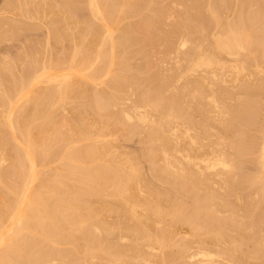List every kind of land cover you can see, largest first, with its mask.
<instances>
[{
    "label": "bare ground",
    "instance_id": "6f19581e",
    "mask_svg": "<svg viewBox=\"0 0 264 264\" xmlns=\"http://www.w3.org/2000/svg\"><path fill=\"white\" fill-rule=\"evenodd\" d=\"M34 1L35 0H2L3 6L0 8V38H5L8 33H13L14 35L18 31L23 21H20L21 24H15V21L17 20V22H19L18 20L20 18L17 16L19 14L21 15L20 11H22V9L26 10L25 8L30 7V10H28L29 16L31 17L30 13L35 14L33 12L38 9V6L35 7L37 3ZM56 1L58 0H47L46 5H42L44 7L47 6L48 16L46 15V10L44 12L46 16L44 17L47 19L45 21L43 17L44 23H40L43 26L45 22L54 23L53 26L47 23L50 27L48 26L49 31L47 30L46 32L48 38L49 35L53 36V38L50 36L53 43L63 42L72 43L71 45L74 44V46L70 47L72 48L71 51L73 50L71 52L72 54L70 53L71 56L69 54V56H67L66 52V56L63 55L64 58L66 57V61L67 57L71 58V60L67 62L62 57H60L62 58L61 60L58 59L59 55L54 53V55H56L55 57H58L54 60H63L62 62H65V65L70 62V64L68 63V71L64 73L52 72L48 68L47 63L45 66L44 63L42 67V64H40L41 69L39 70L33 68L34 70L30 73L28 69L29 75L31 74L29 77L27 73L28 70L25 72L23 70V73L21 71L19 75L15 74L17 70L15 71L12 69L9 57L8 60L10 61L5 58L3 63L1 62L0 64L2 65L0 66V264H88L91 263V260L97 261L98 264H134L135 261V264H137L138 260H142V263L138 262V264H146L149 263V261H147L149 257L145 259L146 257L144 258V254L145 252L148 253L150 249L159 252L158 255V252L156 253L155 251V253H152L150 250V253L147 254L151 255L152 253L155 256L152 258H157L156 260L159 261L157 264H175L176 260L183 259L182 257L186 259V256L190 258L191 261L188 262V259L180 260L181 262L178 264H182L183 261L184 263L187 261V263L191 264L196 256L197 258H195L196 260L194 261L195 264H264V238L262 237L264 236V232L261 229V226L262 228L264 226V123H262L263 125L261 124L262 127L256 125L259 127L257 128L258 134L254 133L255 135H250L249 133L248 136L247 133L250 128V126H248L249 128L247 129V125L252 124L253 126L251 125V129L255 128L256 131L254 125L260 121L264 122V119L258 120L257 118V116L262 113L259 111L260 106L262 107L264 104V75L262 76L261 74L262 77H257L255 80L253 79L254 81L248 79H252L250 76H254L255 71L259 73L257 71H260V69L264 67V12L261 10V5H264V0H209L210 5H208L206 1L207 6L204 5V0H174L173 3L171 2L172 4L170 1L173 0H168L170 4L166 2L167 0H153L155 1L153 6L157 3L154 7H149L152 9H150L151 13H153L147 16L149 11L147 15H144V17L146 16L145 18L142 17V19H144L142 21L141 14L140 18H138L140 20H138V22L135 20L136 23H132L134 20H132L131 23L127 22L125 25L121 23L122 28L119 24L120 27H118V31L120 34H118L120 36H118L115 31L117 34L115 38L110 34L114 32L113 30L117 26L115 24L118 15L123 14L125 18H128L130 13H136L132 12L135 6L138 4L137 7L140 9L141 5L139 4H141V2L145 4L144 2H147L146 0H134L135 2L131 0H63L65 2L63 4L64 10H62L63 7H60L62 10L61 13H59L60 9L58 5L62 3H59V0V4L55 5ZM158 2H163V4H158ZM174 5H178L180 7H178L179 10L176 9ZM148 6L149 3L147 8ZM15 7H18L19 13L13 12ZM40 10H42V8H40ZM142 10L144 12V7ZM227 10L231 11V15L225 14L230 16H226V18L224 13H226ZM1 11H5V15L1 16ZM84 11H87L89 15L88 18L82 16ZM6 12H9L10 15H7ZM23 12L24 14L27 13V11ZM36 14L38 15V13ZM41 14H43V11ZM126 15L128 16L126 17ZM19 17L23 19V17L26 18L27 15ZM40 17L42 16L37 18L39 19ZM96 17L101 20V23H96L94 19ZM167 17H171V20H167L168 23L166 22ZM27 18L25 21L27 20L28 22L29 19ZM31 19L34 20L36 18L31 17ZM110 21L115 22V27L109 24ZM163 22H166L167 25H164ZM24 23L25 22H23V24ZM13 24L16 27H14ZM27 24L29 25V23ZM31 25L32 27L35 26L33 24ZM21 27L20 30H23V32L26 27L31 28L30 25ZM120 28L123 30L120 31ZM31 30L33 29L31 28ZM178 34H181V38ZM177 36L180 38V42L178 40L179 47H189L186 50L184 48V51L179 48L181 50L180 58L178 57L179 49H176L175 54L173 53L175 58H170L172 57V52L175 50L174 45H176ZM43 39L41 41H43ZM23 40L26 39L23 38ZM35 40L36 38L34 41ZM30 42L32 41L30 40ZM35 43L36 42H34V44ZM47 43L48 41L46 44ZM126 43H135L143 47L146 45L147 48L145 50V48L141 47L145 51L143 52L144 60L140 62L141 64L139 63L140 65L137 64L139 65L138 68H135L137 73L134 72L133 69L134 75L131 76V71L126 72L124 70V72L128 73L127 75L131 74L130 77L125 76L126 73L124 75L123 71L111 70L113 67L108 68L117 60H119L117 61L119 63L122 62L120 59L116 58L119 53H116L115 56L114 51L116 47H128L129 50H127L128 48L126 50L131 51V46H125ZM41 44L42 43H40V45ZM25 45L26 44H24V46ZM106 45L107 47H103L102 50L101 46ZM154 45L161 48V50L158 48L161 54L156 50ZM30 46L31 44L29 43V47ZM147 46L150 47L149 52L155 50L163 57L171 55L170 57L168 56L169 60L164 58L168 61H170V59L171 61L175 59V63L177 61L176 57L179 59L177 62H180L181 59L180 65L175 63L179 68L180 66H184V64L186 65V67L184 66L185 69H183L184 67L182 68L184 71L181 69L183 71H180L181 74H189L196 67L197 69L200 67V70L203 68L205 70L203 69L202 72L200 71L203 74L200 73L196 77L189 76L187 78L185 76L186 79L183 82L181 79L182 83L180 82V84H177L175 81L178 78L177 76L181 74L177 75V72L172 73L173 71L170 70L172 72H168L171 74L165 75L167 68H172L170 65L174 68L176 67L175 64L171 62L172 64L166 66L167 63L165 61L167 60L162 58L164 63H166V68L163 65L166 72L164 68L163 70L162 68H156L158 65L162 66L163 62L160 63L159 61L161 58H159L160 60L157 59L159 55L156 53V56L154 53L156 56L155 59L160 63L157 66L154 65L156 64V60L153 59V51L151 53H146L149 49ZM39 47L40 46H38L37 49L35 46L36 51L41 48ZM52 47L53 46H51V48ZM63 47L65 49V46ZM63 47H59L58 49L61 48L63 50ZM88 47L98 48L93 57H89L91 54H88V52H91V50ZM70 48H68V50ZM27 49L29 50V48ZM33 49L32 47V50ZM44 49L46 50V46ZM117 49L120 51L119 47ZM123 49L122 47V50ZM42 50L40 49V51ZM36 51L32 57L30 55V57L25 55L29 57V59H27L28 61L25 60L28 62V65L23 60L24 67L26 65L28 67L29 65L35 67L38 64L36 54H39V52ZM127 51L124 52L123 50V53H127ZM30 53L32 52H27V54ZM63 53L64 52L61 54ZM123 53L120 54L124 55ZM143 53L138 54L141 56ZM47 54L50 56L49 53ZM47 54L45 56L46 58ZM147 55H149V58ZM249 55L252 56L251 60L248 57ZM247 58L249 61H247ZM45 59H43V61L47 62L48 60L45 61ZM150 59H152L153 62L155 60V63ZM51 60L49 59V62H51ZM15 61L13 62L12 60L13 64H15ZM20 61L19 59V62ZM40 61L42 62V60ZM56 61H53L54 65ZM105 61L107 62L102 63ZM95 62L97 65L98 63L100 65H98V67L94 66L93 64ZM182 62H184L183 65H181ZM116 63L114 65H116ZM101 64H105V67L107 65V69L105 70V67H102ZM246 64H252V70L250 69V71H248V65ZM115 68H117V66H115ZM53 69L56 68L53 67ZM123 69L124 68H122V70ZM263 69L264 68H262V70ZM2 70L3 73L5 72L4 74ZM177 70L179 69L177 68ZM253 70H255L254 73ZM111 71L114 72L110 74V76L109 72ZM225 72H230L229 74L232 77H230L231 81L234 82L225 81V78L230 76H227ZM224 75L226 77H223ZM99 76H101V78L105 76L108 77L107 79H105L106 77L104 78V82L102 81L103 86L101 87L99 82H95L96 84H92V89L94 88V90L85 91V82H87V80L85 82L83 81L86 78L93 80L98 77L99 79ZM41 78L44 84L39 86L38 83L42 81L40 80ZM226 80L228 79L226 78ZM177 81L180 80L178 79ZM222 82L226 84L225 86L231 83L230 86L233 85V87L231 86L233 91H235L234 83H236L235 87L237 91L239 90V94L236 91L238 95H233V92H231L232 90L224 87ZM39 84H41V82ZM97 84H99V87L97 86L99 89H95L96 86L94 85ZM132 87H137L140 92L142 87H146V90L142 89L144 92H141V94L138 90L134 91L136 88L133 89L136 94L139 92V97L133 96L137 100L136 103H134V98L130 97L129 94ZM206 87H210L211 89L207 88V93L204 94L206 98H201L200 100L210 99L211 97L212 104L214 103L215 107L217 105V108H214L215 112L219 110L218 106L222 108V110L220 109V111H218L219 114L217 113L219 116L222 115L221 117L217 116L215 118L216 114L209 110V108H212V104L211 107H209L211 99L208 100V102L204 100L206 103L203 101L200 104L194 102L197 104L196 106L190 102L193 98H196V92L199 93L203 89L206 91ZM222 88H226L229 90V94H232L231 96L228 94L231 97H229L230 99L235 96V98L232 99L233 102L235 101L233 104H230L231 101L227 98L228 96H226L228 100L222 97V101H229L230 105H225L227 102L224 104L221 99L222 105H218L220 101H217L215 97L211 96L213 93L208 92L212 91L214 95L216 93L215 91L218 92V95H221V92H223L222 95L227 94L228 92ZM127 90H129V92ZM164 91L171 93L168 94L166 92L167 95H165L166 93ZM87 92L89 93L87 94ZM191 92L195 94V97H192L193 95ZM208 93L210 96L207 95ZM125 94H128V99H133L132 105H130V99L127 101H129V106L134 105L131 109L135 107L133 110L135 115L132 114V111L129 113L126 110L128 106L124 103L126 102L124 100V98H126ZM189 95L192 96L190 97ZM202 95L200 94L199 96L201 97ZM215 96L216 98L219 97L217 95ZM256 96L261 97L259 101L262 102L260 104L259 101L255 99ZM77 97L78 100H81L78 101ZM188 97L191 98L190 101ZM73 98L76 99L74 100ZM194 99L193 101H195ZM72 100H77L78 102H72ZM122 100H124V102ZM122 102L123 106L126 105L124 106L126 107L125 109L124 107L122 109ZM141 103H143V108L144 106L148 107L147 109L144 108L146 111L142 109ZM207 103H209V105H206ZM140 109L144 112H141ZM148 109H151L154 114L156 111L155 116H161L160 119H155L153 112H151L150 116L148 114L149 117L146 116ZM158 110L160 112L159 115H157L159 113H157ZM194 111L198 112V118L196 119L195 117L193 120L192 113ZM209 111L210 113L208 114ZM85 112L90 113L87 114L89 117H91L90 115L92 114L95 120H100L99 122L102 120L103 122L108 121V126L112 125L113 128L121 126L118 128V131L120 132L119 129H121L123 134L125 131L122 130V125H126L127 121L129 124L130 121L134 120V125L131 122L130 125L127 124L129 128L132 125L134 126L130 128H133V130H129V133L135 130L139 132L137 129L139 126H141L140 131H143V123L146 124L145 126L148 124L146 128L144 127L143 134L142 132L138 134L140 139L142 135L144 139L147 140V144H145V140L142 139L144 145H147L146 148L145 146L143 147L145 149L144 152H142V156L147 159L145 161L150 163V172H146L148 169H144L146 170L145 172L148 174L150 173L155 180L157 179L156 183L157 181L159 183L160 180L163 181L162 184H164V181L169 183L172 186L171 188L177 191L176 193L180 192L182 197H185L187 201L184 200L183 203L179 198H176L178 195L173 194L174 191H171L172 189L170 190L172 193L169 191L171 194L168 193V191L156 189L153 186L154 183L152 185V181L150 182V179H147L149 176L145 179V177L141 175V171L138 170L141 168L140 165V168H137L136 165L130 162V159L128 161L126 157L125 163L128 161V163L130 162L131 164H125L123 162L125 159L122 154L121 156H119L120 154L117 155L119 150L117 151L116 147H114L115 145H112L114 142L111 140L108 141L109 137L107 135L109 132H112L111 136H113L115 132H113V130L106 132L105 130V134H107L106 137L105 134L103 135L100 131H103L105 128H99L102 127L103 123H101V125L99 124L98 127L100 133H98V130V132L95 130L97 134H94L95 139L96 136L100 137L102 135L108 140L102 137V139H94L95 142L91 144H87V141L83 143L85 139L90 138L92 135L90 131L97 129H93L91 126L93 125L94 127V124H92L93 118H90V121H92L91 123L88 122L89 120L86 121V116V119L83 117V114L86 115ZM258 112L260 113L258 114ZM148 113H150V110ZM71 114H75V117L70 116ZM262 115L264 116V114H261L260 117H263ZM132 116H137L138 119H136L138 123L135 122L136 119H134V117L132 118ZM147 117L150 119L148 123L146 122L148 121ZM124 119L128 120L125 121ZM139 123L141 125L138 126ZM171 125L173 127L172 132L169 129ZM178 125L184 128L181 132L186 134L185 136H181L180 132L178 133ZM128 126H126V128ZM212 127L216 128L217 131ZM243 127H245L247 131H245ZM209 128H212V132L216 131V133H212V136L218 133V138H216L215 135L214 138L216 139H209ZM190 129H194L193 131H196V133H192L193 131H189L190 133H188ZM124 130L126 129L124 128ZM253 131L254 130H252V133ZM246 133L247 136L244 135L245 137H243L242 135ZM220 134L225 136L229 135V139L233 136L235 139L234 140L232 137L233 141L232 139L229 141L228 151L221 149L223 148L221 147L223 143L222 139H220ZM127 135L129 134L127 133ZM91 138H94V136H91ZM135 138L137 139V137ZM221 138L224 140L223 136ZM69 139L72 141L71 143ZM215 146H219L222 151L219 149L217 152L219 147L214 148ZM7 147L8 149L6 150ZM204 148L211 153L213 149L214 151L216 149L217 154L213 156L214 158H211L212 160L210 159L211 155H209V153H206L208 157L204 155L203 151V156L199 155L200 149L202 150ZM116 151L117 154L115 153ZM140 154L141 152L139 153V157ZM132 155L134 156V154ZM129 156L130 154L127 157ZM141 158L144 160L143 157ZM198 159L202 160L203 163H201V165H206L205 169L207 168V172L211 170L210 168H215V166L220 165L225 167L226 172L228 171L229 173L232 172L231 170L233 169L230 166L234 167V165L238 164L234 169H238L239 175L235 170L230 174L235 177L237 173L239 178H244L247 181L246 187L248 190L250 189V192L247 191L246 193V202H244V198L239 201V209L241 210L239 211L241 214L239 219L234 217L233 212L235 210L233 207H230L232 206L231 202L226 201L228 197L225 199L226 196H220L219 194L222 192L218 195L216 194L218 191H221V186L225 188V181L220 185L218 191L216 190L217 188H215L220 184H218V182H220L219 177H221L222 181L225 176L222 177V175L219 174L220 176H216L218 178H213L214 180H219L215 182L212 180V177H210V175H213L210 173L212 170L209 172L210 175L206 171L207 174L201 175L199 172L202 168L199 170L200 168L197 164L200 161ZM132 160L133 162L136 161L135 157H132L131 161ZM245 161L247 165L249 162L250 165L257 166L256 168L259 172L255 170L256 168H253L254 170L251 171L256 175H251L250 172L248 174L247 172L250 171L248 170L249 168L247 169L248 171L243 169L247 174L243 170L241 171ZM52 162L55 163L50 165ZM4 163L7 165L4 166ZM228 166L229 168H227ZM218 169L217 172L219 173L223 168L221 170ZM217 172L213 171V173H216L215 175L218 174ZM236 177L234 179L229 178L231 184L229 180V182L226 180L228 177L224 179L228 182V184H226L228 186L227 188H229L227 195H229L230 187L232 185L235 186L234 181H236ZM210 178L212 182H215L211 185L216 184L215 187L214 185L212 186L215 188V192H213L214 190L211 192V188H208L210 194L207 195L206 193L208 192H206V190ZM60 187H62L61 190H59ZM164 187L166 188L167 186L164 185ZM232 187L231 189L234 188ZM56 189L59 191L57 190V192H55ZM233 190H231V194ZM223 191L225 192V190ZM250 194L251 196H249ZM232 195L231 197H233ZM236 195L240 197V194L237 193ZM235 197V199L238 198V196ZM93 199L97 200V203L94 202L95 205L93 204ZM237 202L235 200L236 206L238 205ZM224 207L228 208V212H221L225 209ZM221 208L222 210L219 214ZM236 209L239 210L237 207ZM113 211H117V214H122L124 216L123 219L125 218L128 220H126L127 222L123 224L121 228L117 223L119 221H116L117 226L122 230L123 237L125 236L121 239L125 240L126 236L132 235L134 238L141 237V241L137 240V242H134L133 240L135 239H129L127 241L123 240V242L119 239H115L107 240L104 243L100 240L103 237L98 235L101 230L109 231L110 229H115L112 228L114 225L113 223H111L113 225L108 224L106 223L108 222L106 219V221L102 219L103 215H108V213L111 214ZM239 212L237 211L238 215ZM227 213L230 214L228 215ZM246 215H248V218H251L248 220L249 222L247 221L248 224L243 222ZM94 217L100 218V221L97 222L98 224L92 221ZM142 218L144 221H141ZM161 219H169L170 223L167 221L168 224ZM97 220L95 219L94 221ZM160 221L166 222L167 226L163 225L152 230L151 226L154 228L156 224L161 225ZM178 222L184 224L181 225L183 227L185 225L189 226V230L184 231L182 234L177 230V233L181 235L177 237L178 234H176L177 239H172V243L166 244L169 238L168 236L173 232L175 223L178 224ZM246 225L254 227V229H250L251 232L254 230L251 234L246 232L249 229L248 226L247 229ZM245 229L247 230L245 231ZM258 230H261V233ZM107 235L108 233L106 232V236ZM52 236H55L56 239H54L55 237L52 238ZM171 237L172 236H170L169 240H171ZM105 238L107 239V237H104V239ZM247 242H250V246L247 245L249 248L247 249L246 247L247 250H245V248H240L242 246L239 245L244 243L247 244ZM66 243H68L70 248L64 250L65 247H62L63 244ZM170 245L174 246V248L172 247V249ZM141 246L146 248H143L145 252L142 251ZM244 246L246 245H243V247ZM168 247L171 249L167 250ZM89 249H91L90 253ZM84 250H87V254L85 253L86 255L84 253V255L81 254ZM133 260H135L134 263ZM95 262L93 263L97 264Z\"/></svg>",
    "mask_w": 264,
    "mask_h": 264
},
{
    "label": "rangeland",
    "instance_id": "374dc122",
    "mask_svg": "<svg viewBox=\"0 0 264 264\" xmlns=\"http://www.w3.org/2000/svg\"><path fill=\"white\" fill-rule=\"evenodd\" d=\"M38 1H39V0H35V1H34V2L37 3V5H36V3H35L36 6H35V5H34V6H35V7L38 6V7H37L38 9H37L35 12H33V13H35V14L38 13V15L36 14V15H37V16H36L35 14L30 13V14H31V17H32V18H36V19H34V20L31 19V17L29 16V11H28V10H30V7H27V8H25L26 10H23V9H22V11H20V12H21V15L19 14V15L17 16L18 18H20V19L18 20L19 22H17V20L15 21V24H21L20 21H21V22L23 21V22H25V23L23 24V22H22V25H21V26L24 27V26H29V25H30V27H31L33 30H31V28H27V27H26V29L24 28V29L26 30V31L24 30V32H25V33H24L23 30H20L22 27L19 26V25H17V26L20 27V28L18 27V28H19L18 31H17L18 33L16 32L14 35H13V33H8V34H6V35H7L9 38H8L6 35H4V36H6L5 38L3 37L4 39H3L2 37H1L2 39L0 38V57L2 58V59L0 58V60H1V61H0V64H1V62L3 63V61H4L5 58H7L6 60H8V57H9V59L11 60L10 65L12 66V69H13V70H15V71L17 70V72L15 73V74H17V75H19V73H20L21 71H22V73H23V70H24V72H25V71H27V70L29 69V70H30V73L32 72V70H34L33 68H36V69L39 70V69H41V67L43 66L44 63H45L44 66H45L46 63H47L48 68H49L52 72H56V73H64V72L68 71V69H69V67H68V63L70 64V62L66 63V65H65V62H62L63 60H62V61H60V60L63 58V59L66 61V59H65L66 57H65V58L63 57V55L66 56V55H65V52H66L67 56H69V55L71 56V54H72L71 52H72L73 50L71 51L72 48H70V47L74 46V44L71 45L72 43L70 44V43H63V42H59V43H56V44H55V43H53L52 40H51V39L53 38L52 35H49V38L47 37V33H46V32H47V30L49 31V27H50L51 25L53 26L54 23H53V22H51V23H48V22H47V23L50 25V26H49V25H47V23L45 22L44 26L42 25V24L44 23V20L46 21V19H47V18H45L44 16H46V15L48 16V14H47V13H48L47 6L44 7V6L46 5V3H47V0H40V1H39V2H40V6H39V2H38ZM131 1L135 2L134 0H131ZM143 1H145V0H143ZM146 1L149 3L148 8H147V5H148L147 2H144L145 4H142V2H141V4H139V5H141V6H140V9L137 7V6H138V4H137V5L135 6L134 10H136V9H138V10H136V11L133 10L132 12H136V13H135V14H134V13H133V14L130 13L131 16H130V15H129V16L126 15V17L128 16V18H125V15H123V14H122V15L119 14V15H120V18H122V19H120V18H119V15H118L117 20H116V24H115V25H117L116 27H117V28L120 27L121 23H124V24H122V25H125L127 22H128V23H129V22L131 23L132 20H134V21H132V23H136L135 20H137V22H138V20H140V19H138V18H140L141 14H142V16H141V21L144 20V19H142V17H144V15H147L148 12L150 11V9H151L152 7H154V6L157 4V3H156V4H154V6H153V3H154L155 1H153V0H146ZM156 1H157V0H156ZM158 1H159V0H158ZM206 1L208 2V5H210L209 0H204V5L207 6V2H206ZM41 2H42V3H41ZM58 2H59V0L55 2V5H56V4L58 5L59 3H62V4H61L62 6H61V5H58V6H59V9H60V10L58 9V10L60 11L59 13H61L62 10H64V6H63V4H64L65 2H64L63 0H60L59 3H58ZM151 2H152V3H151ZM163 2H164V1H163ZM163 2H162V3H161V2H160V3L158 2V4H163ZM166 2L168 3L169 1L167 0ZM171 2L173 3L174 0H173V1H170V3H171ZM146 3H147V4H146ZM167 3H166V4H167ZM170 3H168V4H170ZM172 3H171V4H172ZM263 3H264V2H263ZM263 3H262V4H263ZM43 4H44V6H42ZM164 4H165V2H164ZM55 5H54V6H55ZM143 5H144V6H143ZM151 5H152V6H151ZM2 6H3V2H2V0H0V8H1ZM58 6H57V7H58ZM142 6L144 7V12L146 13V11H147L146 14L143 12V10H142L143 7H142ZM174 6H175V5H174ZM261 6H262V9H261ZM261 6H260V9L263 10V12H264V8H263L264 5H261ZM32 7H33V6H32ZM55 7H56V6H55ZM60 7H63V9L61 10ZM133 7H134V6H133ZM145 7H146V9H145ZM149 7H151V8H149ZM178 7H179L178 5L175 6V8L179 10L180 7H179V8H178ZM40 8H42V10H40ZM44 8H45V9H44ZM175 8H174V9H175ZM13 9H14V8H13ZM43 9H44V10H43ZM147 9H148V10H147ZM260 9H259V10H260ZM18 10H19L18 7H15V9L13 10V12H14V13L18 12V13H19ZM46 10H47V11H46ZM151 10H152V9H151ZM23 11H27V13L24 14ZM42 11H43V14H41ZM45 11H46V15H44V14H45V13H44ZM22 12H23V13H22ZM40 12H41V13H40ZM225 12H226V11H225ZM260 12H261V11H260ZM263 12H261V13H263ZM86 13H87V11H86V12L84 11L82 16H83V17L86 16V17L88 18L89 15H88V13H87V14H86ZM152 13H153V12H152ZM152 13H151V11H150L149 14H148L147 16H149V15L152 14ZM230 13H231V11L227 10V12L224 13V15H225V14H227V15H231ZM6 14H7V15H10L9 12H6ZM40 14H41V15H40ZM85 14H86V15H85ZM2 15H5V11H4V12L1 11V16H2ZM24 15H27V17H30V18H27V17H26V18L29 19L30 21L28 20V22H27V20L25 21L26 18L23 17V19H21L22 17H19V16H24ZM138 15H139V16H138ZM227 15H225V17H226ZM35 16H36V17H35ZM39 16H42V17H40V18L38 19L37 17H39ZM121 16H122V17H121ZM133 16H134V17H133ZM43 17H44V20H43ZM123 17H124V18H123ZM130 17H131V18H130ZM145 17H146V16H145ZM145 17H144V18H145ZM227 17H230V16H227ZM227 17H226V18H227ZM129 18H130V19H129ZM94 19H95L96 23H101V20H99L97 17L94 18ZM94 19H93V20H94ZM124 19H125V20H124ZM127 19H128V20H127ZM31 20H32V22H31ZM36 20H37V21H36ZM38 20H41V21H38ZM112 20H113V19H112ZM120 20H121V21H120ZM167 20H168V21L171 20V17H167V18H166V22H167ZM42 21H43V22H42ZM95 21H94V22H95ZM98 21H99V22H98ZM114 21H115V20H114ZM114 21H113V22H112V21L109 22V24H111L112 27H113V26L115 27V25H114L115 22H114ZM119 21H120V22H119ZM141 21H140V22H141ZM30 22H31V23H30ZM35 22H37V23H35ZM40 22H41L42 24H41ZM111 22H112V23H111ZM117 22H119V23H117ZM166 22H165V23L163 22L164 25H165V24L167 25L168 22H167V23H166ZM27 23H29V25H28ZM38 23H40V24H38ZM26 24H27V25H26ZM31 24H33V25H35V26L32 27ZM119 24H120V25H119ZM13 25H14V24H13ZM36 25H37V26H36ZM40 25H41V26H40ZM122 25H121V28H122ZM11 26H12V25H11ZM38 26H39V27H38ZM48 26H49V27H48ZM5 27H6V26H5ZM12 27H13V26H12ZM14 27H16V26L14 25ZM34 27H35V28H34ZM45 27H46V28H45ZM116 27H115L114 30H113L114 32H113V33L111 32V34H110V35L113 36V38H115V37L117 36L118 33L120 34V32L118 31L119 28L117 29ZM47 28H48V29H47ZM121 28H120V31L123 30V29H121ZM116 29H117V30H116ZM19 30H20L21 32H20ZM115 31L117 32V34H116ZM28 32H29V33H28ZM30 32H31V33H30ZM22 33H23V35H22ZM45 33H46V34H45ZM114 33H115V36H114ZM121 33H122V32H121ZM10 34H11V36H10ZM19 34H20V35H19ZM119 34H118V36H120ZM15 35H16V36H15ZM21 35H22V36H21ZM44 35H45V36H44ZM110 35H109V36H110ZM180 35H181V34H178V36H180ZM43 36H44V39H43ZM50 36L52 37L51 39H50ZM178 36H177V38H176V39H177V42H175L176 45H177V43H178V40L181 38V36H180V38H179ZM34 37L36 38L35 41H34V39H35ZM10 38H11V39H10ZM15 38H17V39H15ZM23 38H25L26 40H23ZM31 38H33V39H31ZM46 38H47V39H46ZM42 39H43V41H41ZM48 39H50L51 41L48 40ZM30 40H31L32 42H30ZM37 40H38V41H37ZM27 41H28V42H27ZM44 41H46V42L48 41V43L46 44V42H44ZM23 42H24V43H23ZM25 42H26V43H25ZM34 42H36V43H35L36 45L34 44ZM85 42H86V41H85ZM85 42H84V43H85ZM179 42H180V40H179ZM29 43L31 44L30 47H29ZM37 43H38V44H37ZM40 43H42V44H41L42 46L40 45ZM50 43H51V44H50ZM52 43H53V44H52ZM84 43H83V44H84ZM24 44H26V45L24 46ZM59 44H60V45H59ZM67 44H68V45H67ZM69 44H70V45H69ZM37 45L41 47V48L39 47L41 50L43 49L42 51H40V49L37 50V51L39 52V54L37 53L38 55L35 53L36 56H37V59H38V64H37L38 67H37V65H36L35 67H34V66L32 67L31 65H29V67H28V66H27V65H28L27 63H28V62H26L25 60L29 59L30 56H31V57L34 56V52L36 51V48L38 49V46H37ZM43 45H44V46H43ZM47 45H48V46H47ZM49 45H50V46H49ZM61 45H62V46H61ZM129 45L131 46V47H130V48H131V49H130L131 51H127V50H129V48H128V47H124V46H118L119 49H120V51L117 49L118 47L115 48V51H114V52H115V56H116V53H117V54L119 53V55L116 56V58H117V59H120L122 62H123V61H124V62H123V63H122V62L119 63V62H117V61H119V60H117V61H115V63L117 62L116 65H114L115 63H113L112 65H114V66L111 65V67H108V68H112V67H113L111 70H114V71H120V72H121V71L124 72V70H125L126 72L131 71L130 73H132V75H131L130 73H129V74H130L131 76H133V75H134V72H136V69H135V68H136V67L138 68V66L141 64L140 62L144 60V57H143V56H144V53H143V52H145V51H144L143 48H145V50H146L147 48H146V45L143 47V46L137 45V44H135V43H130V44H127V43H126L125 46H129ZM134 45H135V46H134ZM176 45H174V46L176 47ZM21 46H22V47H21ZM26 46H27V47H26ZM35 46H36V48H35ZM45 46H46V50L44 49ZM51 46H53V47L51 48ZM63 46H65V49H64ZM68 46H69V47H68ZM136 46H137V47H136ZM154 46H155V45H154ZM32 47L34 48V49H33L34 51L32 50ZM47 47H48V48H47ZM59 47H61V48L63 47V50H62L61 48L58 49ZM67 47L70 48V49L68 50ZM99 47H100V46H99ZM103 47L106 48L107 45H106V46H101L102 50H103ZM122 47L124 48V49H123L124 52L127 51V53H123ZM135 47H136V48H135ZM141 47H143V48H141ZM147 47H148V46H147ZM175 47H174L175 50L172 52V57H170L171 55H170V56L168 55L170 58H175V56L173 55V53L175 54L176 49H179V48H180L182 51H184V48H185V47H179V43H178V46H177L176 48H175ZM188 47H189V46H187V47L185 48V50L188 49ZM27 48H29L30 51H29ZM30 48H31V49H30ZM88 48H90V50H91V52L89 51L88 54L90 53V54L92 55V56L89 55V57H93V56L95 55V52H97L98 48H97V47H95V48H94V47H88ZM96 48H97V49H96ZM101 48H100V49H101ZM127 48H128V49H127ZM148 48H149V49L147 50L148 52L146 51V53H151V52L153 51V55H154V53H155V54H156V53L158 54V52H156L155 50H152L151 52H149L150 47H148ZM151 48H152V47H151ZM155 48H156V50H158V48L161 50L160 47L155 46ZM155 48H152V49H155ZM21 49H22V50H21ZM24 49H25V50H24ZM52 49H53V50H52ZM57 49H58V50H57ZM66 49H67L68 51H70V52H68ZM95 49H96V50H95ZM100 49H99V51H100ZM116 49H117L119 52H118ZM126 49H127V50H126ZM180 49L178 50V51H179V53H178V55H179L178 57H179V58H180V54H181V50H180ZM19 50H20V51H19ZM48 50H49V51H48ZM50 50H52V51H50ZM64 50H66V51H64ZM93 50H94V51H93ZM132 50H133V51H132ZM18 51H19L20 53H19ZM23 51L25 52V54H24ZM37 51H36V52H37ZM44 51H45V52L47 51L46 54H47V53L50 54V56L47 54V58H48V59L45 57L46 54L44 55V53H45ZM58 51H59V52H58ZM87 51H88V50H87ZM92 51H93V52H92ZM99 51H98V52H99ZM116 51H117V52H116ZM154 51H155V52H154ZM158 51H159V50H158ZM16 52H17L18 55L16 54ZM27 52H28V53H29V52H32V53L27 54ZM40 52H42V53H40ZM43 52H44V53H43ZM56 52L59 53V54H57ZM62 52H64V53L61 54ZM67 52H68V53H67ZM135 52H136L137 54H136ZM159 52H160V54H161V51H159ZM54 53H55L56 55H59V56H58L59 58L57 57L58 59H60L59 61H58V60H57V61L54 60V59H57V58L55 57L56 55H54ZM70 53H71V54H70ZM92 53H94V54H92ZM120 53H123L124 55H121ZM138 53H140V54L143 53V55L140 56ZM146 53H145V54H146ZM60 54H61L62 56H61ZM68 54H69V55H68ZM157 54H156V56H157ZM170 54H171V53H170ZM15 55H16V58H15ZM21 55H22V56H21ZM25 55H27V56L30 55V56H29V57H26ZM40 55H41V56H40ZM51 55H52V57H51ZM158 55H159V54H158ZM19 56H20V57H19ZM39 56H40V58H39ZM48 56L51 57V58H49ZM120 56H122V57H120ZM127 56H128V58H127ZM147 56H148V58H149V55H147ZM147 56H146V57H147ZM150 56H151V55H150ZM156 56L154 55V58H153V59H155ZM160 56H161V55H159L157 59L161 58L162 61L159 59V60H160L159 62H160V63L163 62V64H162V66H161V65H158V64H160V63L157 61V59H155V60H156V64H154V65H156V66L158 65L157 67L155 66L156 68H162V70H163V68H164V66H165L166 63H167L166 66H167L168 64H169V65L172 64L171 62L174 63V60H175V59H174L173 61H171V59H170V61H168V60H169V57H168V56H167V57H163V56L160 57ZM176 56H177V55H176ZM12 57H13V58H12ZM17 57H18V58H17ZM44 57H45L46 59H45ZM60 57H62V58H60ZM123 57H124V58H123ZM141 57H143V58H141ZM146 57H145V58H146ZM151 57H152V56H151ZM178 57H176V60H177V61H179ZM248 57L250 58V60L252 59V56H251V55H249ZM14 58H15V59H14ZM21 58H22V59H21ZM23 58H24V59H23ZM52 58H53V59H52ZM121 58H122L123 60H122ZM162 58H163V59H164V58H167L168 60H167V59H164V60H167L168 62L165 61L166 63H164V60H163ZM19 59L21 60L20 62H19ZM43 59H45V61H47V60H48V61H47V62H44ZM49 59H50V60L52 59L53 61H56V64H57V62H58V64L62 62L65 66H64L62 63L59 64L60 66H59L58 64H57L58 66H57L56 64H55V65H56V66H55V65H54V62H53L52 60H51L52 63L49 62ZM125 59H127V60H125ZM10 60H8V61H10ZM12 60H13V62L16 60V61H15V64H16V65L13 64ZM17 60H18V61H17ZM23 60H24V62L27 64V65L25 64V65H26L25 67H24V62H23ZM40 60H42V62H41ZM69 60H71V58H70V57H67V61H69ZM150 60H152V59H150ZM155 60H154V62H153V60H152V62L155 63ZM27 61H28V60H27ZM67 61H66V62H67ZM177 61H176L175 63H176V64L178 63V65H180L179 63L181 62V59H180V62H177ZM182 61H183V60H182ZM247 61H249L248 58H247ZM18 62H19V65H18ZM106 62H107V61L102 62V63H106ZM157 62H158V63H157ZM118 63H119V64H118ZM139 63H140V64H139ZM175 63H174V64H175ZM183 63H184V62H182L181 65H183ZM250 63H252V62H250ZM40 64H42L41 67H40ZM50 64H51V66H50ZM52 64H53V66H52ZM137 64H139V65H137ZM176 64H175V66L177 67ZM61 65H62L64 68H63ZM93 65L96 66V67H98V65H100V64L98 63V65H97L96 62H95ZM104 65H105V64H101L102 67H105ZM120 65H121V66H120ZM136 65H137V66H136ZM163 65H164V66H163ZM246 65H248V66H247V69H249L248 71H250V69L252 70V68H253V67H251L252 64H246ZM0 66H2V65H0ZM14 66H15V67H14ZM30 66H31V67H30ZM47 66H46V67H47ZM115 66H117V68H115ZM159 66H160V67H159ZM166 66H165V68H166ZM184 66L186 67L185 64H184ZM184 66H182V67L180 66V68L177 67V68L179 69V70H177L176 67H174V68H176V69H174L173 66L170 65V67H172L175 71H174L172 68H169V67H168L169 69L167 68V72H166V69L164 68V69H165V72H166L165 75H167V74H171V73H169V72H172V71H173L172 73H174V72L176 73V72H177V73H178L177 75H179V74H181V72L184 71V70H183V69H185ZM53 67H55L56 69H53ZM58 67H59V69H58ZM99 67H100V66H99ZM120 67H121V70H120ZM126 67H127V68H126ZM183 67H184V68H183ZM17 68H18V69H17ZM25 68H27V69H25ZM30 68H31V69H30ZM67 68H68V69H67ZM122 68H124V69L122 70ZM182 68H183V69H182ZM199 68H200V67H198V69H199ZM262 68H264V67H262ZM262 68L260 69V71H257V72H259V73H256V71L253 70V73H254V71H255V73H254V76H253V75L250 76L252 79L248 78V76H247V78H248L249 80H251V81H254L257 77H262V76L264 75V71H263L264 69L262 70ZM2 69H3V67H2ZM21 69H22V70H21ZM36 69H35V70H36ZM103 69H104V68H103ZM106 69H107V65H106V67H105V70H106ZM115 69H116V70H115ZM117 69H118V70H117ZM128 69H129V70H128ZM133 69H134V72L132 71ZM181 69H182L183 71H182ZM196 69H197V67L193 70L195 74L193 73V71H191V73H193V74H191V73H189V74L186 73V74H185V73H184V74L179 75L180 77L177 76L178 78L176 79L175 82H176L177 84H180L181 79H182V82H183V81L186 79V77H187V78H188L189 76H191V77H196V76H198V75L203 71L204 68L201 69V70H200V69H199V70L197 69V70L199 71V73H198V71H197ZM29 70H28L27 73H28V76L30 77L31 74L29 75ZM127 70H128V71H127ZM170 70H172V71H170ZM204 70H205V69H204ZM15 71H14V72H15ZM85 71H87V70H85ZM114 71L109 72V75L112 74ZM168 71H169V72H168ZM180 71H181V72H180ZM196 71H197V72H196ZM200 71H201V72H200ZM248 71H247V72H248ZM126 72H124L123 74L125 75ZM162 72H164V71H162ZM165 72H164V73H165ZM0 73H1V72H0ZM2 73H3V70H2ZM4 73H5V72H4ZM4 73H3V74H4ZM136 73H137V72H136ZM136 73H135V74H136ZM225 73L227 74V76L230 75V74H229L230 72H228V73L225 72ZM127 74H128V73H126L125 76H129V77H130V75H127ZM201 74H203V73H201ZM258 74H259V75H258ZM261 74H262V76H261ZM0 75H1V74H0ZM109 75H106V76H109ZM28 76H27V78H28ZM106 76H105V77H106ZM110 76H111V75H110ZM185 76H186V77H185ZM105 77L101 78V76H99V79H98V77H97V78H95V79H93V80H92V79L89 80V78H86V79L83 81V82H85V81L87 80V82H85V83H86V85H85L86 87L84 88L85 91L94 90V88L92 89V87H93L92 84H96V83H98V82L101 84L100 86L102 87V86H103L102 83L104 82L105 79L108 78V77H106V78H105ZM184 77H185V78H184ZM223 77H226V76L224 75ZM230 77H231V75H230L229 77H226L228 80H226V78H225V81L230 82V81H231V78H232V77H231V78H230ZM100 78H101V79H100ZM104 78H105V79H104ZM178 79H179L180 81H177ZM229 79H230V80H229ZM253 79H254V80H253ZM40 80H42V81H40L41 84H39L40 82L38 83L39 86L42 85V84H44V83H43V79L41 78ZM91 80H92V81H91ZM94 80H95V81H94ZM96 80H98V81H96ZM88 81H90V82H88ZM102 81H103V82H102ZM225 81H224V82H225ZM92 82H94V83H92ZM95 82H96V83H95ZM175 82H174V83H175ZM182 82H181V83H182ZM224 82H222V85H224V87H227V89L232 90L233 85H231V86H232V87H231V86H230L231 83H228L227 86H225L226 84H225ZM227 82H226V83H227ZM231 82H234V81H231ZM85 83H84V84H85ZM88 83H90L91 85L88 84ZM223 83H224V84H223ZM232 84H233V83H232ZM87 85H88V86H87ZM98 85H99V84L94 85V86H96L95 89H99V88H97ZM90 86H91V88H90ZM228 86H229V87H228ZM235 86H236V83H234V88H235V89L233 88L235 91L232 90L231 92H233V93H232L233 95L237 96V95L239 94V90L237 91V90H236L237 88H236ZM98 87H99V86H98ZM87 88H88V90H87ZM134 88H136V90H134V91H137V90H138L137 87H134ZM134 88L132 87L131 92H129V90H127V91L129 92V94H130V97H132V98H134L133 96H138V97H139L138 94H139L140 90H138L139 92H137L138 94H136V93L133 91ZM207 88H208V89H211L210 87H206V88H205L206 91H204V89H203V90L201 91L202 93L204 92L203 95H202L201 92L197 93L196 91H192V92H196V98H195V99L193 98L195 101H193V99L191 100V98H189V97H188V98H189L188 100H189V101L191 100L190 102H192V103L194 104V106L197 105L196 103H199V104L202 103V101L205 102V101L207 100V102H208V100H210L211 97H210V99H206V100L204 99L205 101H204L203 99L200 100L201 98H206V95H204V94L207 93V90H208ZM0 89H1V88H0ZM142 89H143V90H146V87H142ZM142 89H141V92H144V91H142ZM222 89H225L226 92L229 91V90H227L226 88H222ZM222 89H221V90H222ZM170 90H172V89H170ZM170 90H169V91H170ZM225 90H224V91H225ZM127 91H126V92H127ZM236 91L238 92V94H236ZM128 92H127V93H128ZM141 92H140V94H141ZM164 92H165V91H164ZM166 92L168 93V91H166ZM166 92H165V93H166ZM192 92H191V94H192ZM208 92H209V93H213V94H211V96L215 97V99H217V101H220V99H221V101H222L224 97L226 98V96H228L227 98H229V97L232 95V94H229V92H228L227 94H223V95H222L223 92H221V95L219 94V95H220V96H219V95H218V92L215 91V92H216L215 95L219 96L218 98H216V96L214 95V92H212V91H208ZM231 92H230V93H231ZM234 92H235V93H234ZM88 93H89V92H87V94H88ZM131 93H132V94H131ZM133 93H135V94H133ZM167 93H166L165 95H167ZM169 93H171V92H169ZM169 93H168V94H169ZM209 93L207 94L208 96H210ZM85 94H86V93H85ZM200 94L202 95L201 97L199 96ZM228 94H229L230 96H229ZM131 95H132V96H131ZM192 95H193V96H192ZM192 95H189V96H190V97H191V96H192V97H195V94H192ZM125 96H126V98H124V100H125L126 102H124V100H122V101L128 106V108L124 107V106H126V105L123 106V102H122V109H123V107H124V109L126 108V110H127L129 113H131V111H132V114H134L133 110L135 109V107H134V109H131L134 105H133V106H129V101H130V105H132L133 99L129 98V99H130V100H129V99L127 98L128 94H127V95L125 94ZM203 96H204V97H203ZM235 96H233L232 99H234ZM258 96H260V95H258ZM258 96L255 97V99H257V101H259L260 98H261V97H258ZM75 97H76V96H75ZM222 97H223V98H222ZM227 98H226L225 100H228ZM230 98H231V97H230ZM230 98H229V100L231 101L230 104H233L235 101L233 102V100L230 99ZM73 99H74V98H73ZM75 99H76V98H75ZM75 99H74V100H75ZM79 99H80V98H79ZM196 99H197V100H196ZM77 100H78V97H77ZM77 100H76V101H73V100H72V102H76V103H77V102L80 101L81 99L78 100V101H77ZM127 100H129V101H127ZM134 100H135L134 103H136V101H137L136 98H134ZM198 100H199V101H198ZM197 101H198V102H197ZM221 101L218 102V105H222V103L225 104V102H227V101H225V102L222 101V103H221ZM194 102H196V103H194ZM210 102H211V103H210ZM210 102H209L210 105H209V103L206 104V105H209V107H211L212 99H211ZM261 102H262V101H259V104H260ZM205 103H206V102H205ZM219 103H221V104H219ZM193 104H192V105H193ZM230 104H229V101H228L227 104H225V105H230ZM262 104H263V103H262ZM140 105H141L142 109H144V108L147 109V108H148V107H145V106H144V108H143V106H142L143 103H141ZM263 106H264V104H263ZM263 106H262V107L260 106V110H259V111L262 112L261 114H264V108H263ZM129 107H130V108H129ZM137 107L140 108L139 106H137ZM137 107H136V108H137ZM209 107H208V108H209ZM214 108H217V105H216V107H215V106H214V103H213V104H212V108H211V109L209 108V110H210L211 112H213L214 114H216V115H215V118H216L217 116H218V117H221L222 115L219 116V115H218V114H219L218 111H220V109L222 110V108L218 106V109H219V110L217 109V110H218V111L216 110L217 112H215ZM142 109H140L141 112L146 111V109H144V111H143ZM140 110H139V111H140ZM149 110H150V113H148ZM152 110H153V109H152ZM148 111L146 112V113H147L146 116H148V114H149V116H150V115H151V112H153V111H151V109H148ZM210 111L208 112V114L210 113ZM158 112H159V110L157 111V113H158ZM194 112H195V113H194ZM194 112L192 113V118H193V120L195 119V117H196V119L198 118V114H197L198 112H196V111H194ZM260 112H258V114H259ZM85 113H86V112H85ZM217 113H218V114H217ZM87 114H90V113L87 112L86 115L83 114V117L85 118V116H86V118H87L86 121L89 120L88 122H91V123H92V121H90V120H91L94 116H92V114H91V115H90L91 117H89V115H87ZM153 114H154V112H153ZM159 114H160V112H159L157 115H159ZM258 114H257V115H258ZM261 114L258 115L259 117L257 116L258 120H262V119H264V118H263V117H264L263 115H262L263 117H260ZM74 115H75V114H74ZM74 115L71 114L70 116L75 117ZM134 115H135V114H134ZM155 115H156V111H155V114H154L153 116H154V118L157 119V120L160 119L161 116H160V117H159V116L156 117ZM211 115H212V114H211ZM87 116L89 117V119H88ZM149 116H148V117H149ZM133 117H134V116H132V118H133ZM148 117H147V118H148ZM151 117H152V116H151ZM151 117H150V118H151ZM211 117H212V116H211ZM213 117H214V115H213ZM84 118H83V119H84ZM86 118H85V119H86ZM90 118H91V119H90ZM136 118H137V116L134 117V119H136ZM215 118H213V119H215ZM255 118H256V116H255ZM257 118H256V119H257ZM259 118H260V119H259ZM73 119H74V118H73ZM93 119L95 120V118H93ZM137 119H138V118H137ZM137 119H136L135 122L138 123ZM152 119H153V117H152ZM152 119H151V120H152ZM217 119H218V118H217ZM217 119H216V120H217ZM94 120H93V123H92V124H94V127H93V125H91V126H92L93 129H94V128H97V129H94V130H93L91 127H89L90 129L93 130V131H90V132L92 133V135H91V134H90V135H91V136H94V138H91V136H90V138L85 139L84 142L82 141L83 143H85L86 141H87V144H91V143L95 142V141H94V139H95V135H97V134L95 133V130L97 131V130H98V127H99V124L101 125V123H103V124H102V127H99V128H101V129H103V128L105 127V128L103 129V131L100 130V131L103 133V135H104L107 131H110V130H111V131L113 130V132H115V133L113 134V136H111V135H112V132H111V133L109 132L110 135H109V134H108V135L105 134V136L107 135V136L109 137V140H108L107 138H104V136H102V135H101L100 137L96 136V139H100V138L102 139V137H103V139H105V140L107 139L108 141H110V140L113 141L114 144H112V145H113V146L115 145L114 147H116L117 151H118V150L120 151V152L118 151V154H117V151H116L115 153H116L117 155L120 154L119 156H121V154H122L123 158L125 159V157H126V159H128V161H129V159H130V162H132L134 165H136L137 168H138L139 165H140L141 168L139 167L140 169H138V170H140L141 172H140V171H139V172L141 173V175H142L143 177H145V179L147 178V176H149L147 179H148V180L150 179V180H149L150 182L152 181V182H151L152 185H153V183H154L153 186H154L156 189H162L163 191H168V193H170L171 191H174V190L171 188L172 186H171L169 183H167L166 181H164V184H162V182H163L162 180H160V182H159L160 184L158 183V181H157V183H156V180H157V179L155 180V178H154L153 176H151L150 173H149L150 175H149L148 173H146V172H150V163L147 162V161H145V160H147V159H145V157L142 156V152H144V149L147 147V145H144V142H143V140H145L144 137L141 135V139H140V138H139L140 136L138 137V134H141V132H142V134H143L144 127L146 128V127L148 126V124H147V126H145L146 124L143 123V125H144V126H142V127H143V128H142L143 131H140V127H141V126H139V125H141V124L139 123V124H138L139 128H137V129L139 130V132H136L137 130H135V131H130V133H129V130H133V128H132V129H130V128H131V127H134V126H133V125H134V124H133V123H134V120H132L133 122L130 121L133 125L130 126V128H129L128 125H130V122H129V124H128V121H127L128 119H127V120L124 119L125 121H127L126 123H127L128 125H127V124L125 125V124L123 123L124 125H122V130L125 131V133L123 134V132L121 131V129H119L120 132L118 131V128L121 127V126H118V127L113 128L112 125H110L111 127L108 126V124H107L108 121H107V122H106V121L103 122V120H102L101 122H99L100 120H95V121H94ZM129 120H130V119H129ZM149 120H150V119L148 118V121H146V122L148 123ZM157 120H154V121H157ZM258 120H256V121L259 122ZM97 121H98V122H97ZM125 121H124V122H125ZM263 121H264V120H263ZM95 122H96V124H95ZM139 122H140V121H139ZM144 122H145V121H144ZM216 122H217V121H216ZM104 123H105V124H104ZM137 123H136V125H137ZM141 123H142V121H141ZM255 123H256V122H255ZM255 123H254V124H255ZM262 123H264V122L260 121L259 123H257V124L254 125V127H256V131H255V128H254V127H253L254 129H251V125H252V124H251V125H250V124L247 125V129L249 128L248 126H250V128H249L248 130L251 131V132H249V131L247 132V133H248V136H249V133H250V135L258 134V129H257V128H259V127H257V126L259 125V126L262 127V125H263ZM261 124H262V125H261ZM136 125H135V127H136ZM213 125H214V124H213ZM256 125H257V126H256ZM89 126H90V125H89ZM96 126H97V127H96ZM107 126H108V127H107ZM123 126H124V128H125L127 131L124 130ZM126 126H128V127L126 128ZM138 126H137V127H138ZM252 126H253V125H252ZM263 126H264V125H263ZM109 127H110V128H109ZM181 127H182L181 125H178L177 131H178V133L180 132V135H181V136H183V135L185 136L186 134H183V132H181L182 129L184 130V128H183V127L181 128ZM245 127H246V126H245ZM245 127H243L244 130H245ZM171 128H172V129H171ZM212 128H213V127H212ZM212 128H209V130H208V135H209V139L212 138V139L214 140V139L218 138V137H217L218 133H217V135H216V134H213L214 136L216 135V136H215L216 138H214V136H212V133H216L217 129H216V128H213V129L216 130V131L213 130L214 132H212ZM135 129H136V128H135ZM169 129H170L171 132H172V130H173L172 125L169 127ZM250 129H251V130H250ZM105 130H106V132H105ZM193 130H194V129H190V130H188V133H190L189 131L192 132ZM252 130H254L255 132L253 131V133H252ZM98 131H99V130H98ZM98 131H97V132H98ZM100 131H99L98 133H100ZM245 131H247V130H245ZM245 131H244V132H245ZM93 132H94V133H93ZM116 132H117V133H116ZM131 132H132V135H131ZM169 132H170V131H169ZM171 132H170V133H171ZM218 132H219V131H218ZM256 132H257V133H256ZM127 133H128L129 135H127ZM133 133H134L135 135H134ZM136 133H137V134H136ZM192 133L195 134L196 131H193ZM247 133H246V134H243L242 136H243V137H245L244 135L247 136ZM254 133H255V134H254ZM94 134H95V135H94ZM210 134H211L212 137L210 136ZM116 135H117V136H116ZM130 135L132 136V138H131ZM220 135H221V137H222V136L224 137V140H223V138L220 137V139H222V143H223V145L221 144L222 146H221V145H219V146L223 147V148H221L222 150L224 149V151H228V149H227V148H228V144H229V141L232 139L233 136L231 137V135H230L231 139H229V137H228L229 135H226V136H225V135H222V134H220ZM107 136H106V137H107ZM110 136H111V139H110ZM240 136H241V135H240ZM240 136H239V137H240ZM127 137H128V138H127ZM135 137H137V139H136ZM227 137H228L229 140L227 139ZM114 138H115V139H114ZM117 138H118V139H117ZM96 139H95V140H96ZM112 139H114V140H112ZM138 139H139V140H138ZM142 139H143V140H142ZM183 139H185V138H183ZM212 139H211V140H212ZM226 139L228 140V142H227ZM233 139H234V137H233ZM233 139H232V141H233ZM246 139H247V138H246ZM69 140H70V139H69ZM69 140H68V141H69ZM92 140H93V141H92ZM117 140H118L119 142H118ZM234 140H235V139H234ZM91 141H92V142H91ZM99 141H100V140H99ZM99 141H97V142H99ZM103 141H104V140H103ZM115 141H116V144H115ZM140 141H141V142H140ZM204 141H206V140H204ZM71 142H72V141L70 140V143H71ZM101 142H102V140H101ZM142 142H143V145H142ZM226 142H227V143H226ZM111 143H112V142H111ZM139 143H140L141 145H140ZM145 144H147V140H145ZM144 146H145V148H143ZM219 146H218V147H219ZM224 146H225V147H224ZM119 147H120L122 150H121ZM218 147L215 146L214 148H218ZM258 147H259V146H258ZM118 148H119V149H118ZM7 149H8V147L6 148V150H7ZM116 149H115V150H116ZM205 149H206V148H204V149H202V150L200 149V151L198 150V151H199V155L203 156V155H202V151H203V152H204V155H206L207 157H208L207 154L209 153V155H211V156H210V159H211V158H214L213 156H215V154H217V153H216V149H215V151H214V149H213V152H212V153L209 152L207 149H206V150H205ZM219 149H220V147L218 148L217 152L219 151ZM221 149H220V150H221ZM141 150H142V151H141ZM204 150H205L206 152H205ZM222 150H221V151H222ZM258 150H259V149H258ZM122 151H123V152H122ZM256 151H257V150H256ZM121 152H122V153H121ZM125 152H126L128 155L130 154V156L127 157L128 155H127ZM140 152H141V154H140V157H139V153H140ZM206 153H207V154H206ZM210 153H211V154H210ZM257 153H258V152H257ZM125 154H126V155H125ZM132 154H134V156H133ZM135 154H136V155H135ZM137 154H138V155H137ZM124 155H125V156H124ZM119 156H118V157H119ZM118 157H117V158H118ZM132 157H135V160H136L137 162L134 161V162H135V163H134L133 160L131 161V158H132ZM141 157H143L144 160H143ZM226 157H227V156H226ZM119 158H120V157H119ZM123 158H122V161H123ZM136 158H137V159H136ZM140 158H141V159H140ZM204 158H206V157H204ZM126 159L123 161L124 163L126 162ZM139 159H140V161H139ZM227 159H228V158H227ZM119 160H121V159H119ZM198 160L200 161V162L197 164L198 167L200 168L199 170H201V168H202V170H203V171L201 170L199 173H200L201 175H204V174H207V173L210 175V173H212L213 175H212V176L210 175V177H212V180H214L215 178H218V177H216V176H220V175H222V177H224V176H225V178L228 177V178L226 179V180L228 181L229 178L234 179V178L237 176V173H238V175H239V171H238V169H237V168H236L237 170L234 169V167H235V166L237 167L238 164H237V165H234V167H233V166H230V167H232L233 169L231 168V169H232V170H231L232 172H229V173H228V171L226 172L225 167L220 166V165H219V166H218V165L215 166V168H210V169L212 170V172H210V171H211L210 169H208V170H210V171L207 172V171H206L207 168L205 169L206 165H205V164H202V165H201V163H203L202 160H200V159H198ZM198 160H197V161H198ZM211 160H212V159H211ZM122 161H121V163L123 164ZM128 161H127V163H125V164H127V165H128V164H131L130 162L128 163ZM140 162H141V163H140ZM54 163H55V162H52L50 165H52V164H54ZM204 163H205V162H204ZM242 163H243V162H242ZM242 163H241V164H242ZM137 164H138V166H137ZM3 165L5 166V165H7V164L4 163ZM147 165H149V166H147ZM203 165H204V166H203ZM201 166H202V167H201ZM240 166H241V165H240ZM247 166H248V167H247ZM254 166H255V165H254ZM254 166H253V165H250L249 162H248V165H247V162L245 161V162H244V166H242L243 168H241V167H240V168H241V171H242L243 169H245V171L250 170V171L247 172L248 174H249V172H250L251 175H253V174L256 175L254 172H253V173L251 172V171H253V170L257 167V166H255V167H254ZM145 167H146V168H145ZM218 168H219L220 170L223 168L222 171H220L221 173H220V172H219V173L217 172V169H218ZM227 168H229V166H228ZM238 168H239V167H238ZM248 168H249V169H248ZM253 168H254V169H253ZM144 169H146V170L148 169L149 171H148V170L146 171V170H144ZM204 169H205V170H204ZM214 169H215L216 171H215ZM219 169H218V170H219ZM247 169H248V170H247ZM251 169H252V170H251ZM142 170H143V172H142ZM233 170H235V171L237 172L236 175H235V173H234L235 177H234L233 175L230 174V173H233V172H234ZM255 170H257V168H256ZM145 171H146V172H145ZM205 171H206L207 173H206ZM213 171H214V172H217L218 174L215 175L216 173H213ZM224 171H225V172H224ZM243 171H244V170H243ZM245 171H244V172H245ZM257 171L259 172V170H257ZM209 172H210V173H209ZM222 172H223V173H222ZM144 173H145V174H144ZM245 173H246V172H245ZM247 173H246V174H247ZM143 174H144V175H143ZM147 174H148V175H147ZM219 174H220V175H219ZM223 174H225V175H223ZM227 174H228V175H227ZM229 174H230V176H229ZM145 175H146V176H145ZM232 176H233L234 178H233ZM237 177H238V178H237ZM237 177H236V179H235L236 181H234L235 186L232 185L234 188L231 186L234 190L231 189V187H230L229 195H227V191H228L229 188H227L228 186H227L226 184H228V182H229L230 180L227 182L226 180H224V179H225V178H224V179H222V181H221V177H219L220 182H218V184H219V183H220V184H219V185L217 184L218 186H216V184H215V185L213 184V185H214V187L216 186L215 188H217L216 190L218 191V188L220 187V185H221L224 181L226 182V183L224 184V187H225V188H223V186H221V187H222V188L220 189L221 191H218V192L216 191V192H217L216 194L218 195L219 193L222 192V193H221L222 195L219 194L220 196H226L225 199L228 197V198L226 199V201L231 202V205H232V206H230V207H231V208L233 207V209L235 210V211L233 212V215H234V217H236V218L239 219V216L241 215L240 212H239V211H241V210L239 209V208H240V202H239V201L242 200V198H244L243 200H244V202H246V201H245V199H246V193H247V191L250 192V191H249L250 189L248 190V188L246 187V186H247V181H246L244 178H243V179H244V181L246 182V185H245V182L243 181V179H242L241 177H240V178H239V176H237ZM151 178H153V179H151ZM213 178H214V179H213ZM212 180H211V178H210V180H209V185H208L207 190H206V192H208V193L205 192L207 195L210 194V191L212 192V191L214 190L213 192H215V188H213V187H212L213 185H211V184L217 182L216 180H218V179L214 180L215 182H214V181L212 182ZM154 181H155V182H154ZM210 181H211V183H210ZM218 181H219V180H218ZM155 184H157V185H155ZM230 184H231V181H230ZM230 184H229V186H230ZM236 184H237V185H236ZM159 185H160V186H159ZM164 185L167 186V187L165 188ZM161 186H162V187H161ZM209 186H210V187H209ZM236 186H237V187H236ZM164 188H165V189H164ZM168 188H169V189H168ZM208 188H211L210 191H209ZM235 188H236V189H235ZM246 188H247V190H246ZM58 189H59V188H58ZM58 189H56L55 192H57ZM61 189H62V187H60L59 190H61ZM166 189H167V190H166ZM171 189H172V190H171ZM59 190H58V191H59ZM170 190H171V191H170ZM223 190H225V192H224ZM231 190H233V192H232V194L234 193L233 195L231 194ZM236 190H237V191H236ZM169 191H170V192H169ZM234 191H235L236 193H235ZM176 192H177V191H174V193H173V194L178 195V196H176V198H179V200H181L182 202H183L184 200L187 201V199H186L185 197H184L185 199L182 197V194H181L180 192H178V193H176ZM223 192H224V193H223ZM171 193H172V192H171ZM171 193H170V194H171ZM237 193L240 194V197H239V195H236ZM225 194H226V195H225ZM252 194H253V193H252ZM231 195H232L233 197H231ZM229 196H230V197H229ZM235 196H238V198L235 199V198H236ZM249 196H251V194H250ZM234 197H235V198H234ZM252 197H253V196H252ZM230 198H231V199H230ZM239 198H240V199H239ZM250 198H251V197H250ZM238 199H239V200H238ZM94 200H95V201H94ZM230 200H231V201H230ZM232 200H233V201H232ZM235 200H236V202H237V200H238V202H237L238 205H237V206H236ZM94 202L97 203V200H96V199H93V204H94ZM212 202H213V201H212ZM232 202H233L234 204H233ZM183 203H184V202H183ZM185 203H186V202H185ZM186 204H187V203H186ZM94 205H95V204H94ZM233 205H234L235 207H234ZM236 207H237L239 210H237ZM224 208H225V207H224ZM221 210H222V208L219 210V214H220V211H221ZM226 211L228 212V208L223 209L221 212L224 213V212H226ZM237 211L239 212V215H238ZM116 212H117V211H113V212H111V214L108 213V215H103V216H102V219H103L104 221H106V220L108 221V222H106V223H108V224L113 223L114 225L111 224V225H113L112 228H115V229H112V230L110 229L111 231H110V230H109V231H104V230L102 231V230H101V231L99 232L98 235H100L101 237L103 236V237H102L103 239H102L100 236H99V237H100L101 239H100V238H99V239L102 240L104 243H105V241H107V240H115V239H119V240H121V241L124 240V239H121V238H124L125 236L123 237V234H122V232H121L122 230H120V228H121V226H123V224H125L128 220L125 219V218L123 219L124 216H123L122 214H117ZM229 212H230V211H229ZM118 213H119V212H118ZM241 213H242V212H241ZM227 214L229 215L230 213H227ZM119 215H120V216H119ZM221 215H222V214H221ZM224 215H226V214H224ZM105 216H107V217H105ZM97 218H98V220H97ZM246 218H247V219H246ZM95 219H96L97 221H94ZM105 219H106V220H105ZM108 219H109V220H108ZM249 219H251V218H250V217L248 218V215H246V217H244V219H243V222H244L245 224H248V222H249L248 220H249ZM126 220H127V221H126ZM161 220H164V221H166V222H167V221L169 222V219H167V220H166V219H161ZM92 221L97 223V222L100 221V218H99V217H94V218H92ZM111 221H112V222H111ZM116 221H119V222H117V223H118V225H120V228H119V226H117ZM141 221H144V219L142 218ZM247 221H248V222H247ZM109 222H110V223H109ZM120 222H123V223H120ZM166 222H161V221H160V224H161V225L156 224V225H154V228L151 226V229H152V230H153V229L155 230L156 228H158V227H160V226H163V225L167 226V223H168V222H167V223H166ZM115 223H116V225H115ZM119 223H120V224H119ZM163 223H165V224H163ZM169 223H170V222H169ZM169 223H168V224H169ZM97 224H98V223H97ZM121 224H122V225H121ZM176 225H177V226H176ZM181 225H184V224H182V223H180V222H178V224L175 223V225H174V227H173V232H174V231H175V232H174V233H173V232L171 233V235H170V236H172V237H171V240H169L170 236H168L169 238L167 237L168 240H167L166 244H167V243H168V244H169V243H172L173 240L177 239V237H179L184 231H188V230H189V229H188L189 226H186V225H185V226L183 227V226H181ZM247 226L249 227V225H246V227H247ZM248 227H247V229H248ZM263 228H264V226H263ZM263 228H262V226H261V229H262V231L264 232V229H263ZM247 229H245V231H246ZM250 229H254V227H253V226H250V227H249V229H248L249 231H248V230L246 231V232H248V234H251V233L254 231V230H252V232H251ZM117 230H118V231H117ZM177 230H178L179 233H181L180 235L177 233ZM119 231H120V233H119ZM180 231H181V232H180ZM258 231H260V233H261V230H258ZM106 232L108 233L107 236H106ZM109 232H110V233H109ZM104 233H105V234H104ZM112 233H113V234H112ZM153 233H154V232H153ZM111 234H112V235H111ZM120 234H121V235H120ZM176 234H178L177 237H176ZM263 235H264V234H263ZM108 236H109V237H108ZM173 236H174V237H173ZM261 236H262V234H261ZM54 237H55V236H52V238H54ZM104 237H107V239H106V238L104 239ZM117 237H118V238H117ZM262 237L264 238V236H262ZM112 238H113V239H112ZM140 238H141V237H139V238H138V237L134 238L132 235H128V237L126 236V239H125V240L127 241V240H129V239H130V240L135 239V240H133V241H134V242H137V240H140ZM54 239H56V237H55ZM172 239H173V240H172ZM125 240H124V241H125ZM141 240H142V239H141ZM141 240H140V241H141ZM124 241H123V242H124ZM140 241H139V242H140ZM103 242H102V243H103ZM249 244H250V242H247V244L244 243V244L239 245V246H242V247H240V248H243V249L245 248V250H247V249L249 248V247H247V245L250 246ZM103 245H104V244H103ZM243 245H246V246L243 247ZM170 246H171V248H172V247L174 248V246H172V245H170ZM64 247H65V248H64ZM141 247H142V251H144L143 248H145V247H143V246H141ZM146 247H147V246H146ZM246 247H247V249H246ZM62 248H64V250H65L66 248L69 249L70 246L68 245V243H66V244H63V247H62ZM171 248L168 247L167 250H168V249L170 250ZM173 248H172V249H173ZM145 249H146V248H145ZM147 249H148V247H147ZM148 250H149V249H148ZM148 250H147V251H148ZM150 250H151V249H150ZM150 250L148 251V253H150ZM191 250H192V249H191ZM193 250H194V249H193ZM84 251H85V252H84ZM84 251H83L81 254H83V253L85 254L87 250H84ZM151 251H152V250H151ZM155 251H156V250H155ZM155 251H152V253H155ZM90 252H91V249H89V253H90ZM144 252H145V251H144ZM157 252H158V251H156V253H157ZM189 252H190V251H189ZM89 253H88V254H89ZM148 253L145 252V254H144V255H145L144 258L146 257L145 259H147V257H149V258L147 259V261H149L150 264H153V263H154V264H157V263L159 262V261L156 260L157 258L153 259L155 256L151 253V255L149 254V255L151 256V257H150L149 255H147ZM84 254H83V255H84ZM86 254H87V253H86ZM86 254H85V255H86ZM146 255H147V256H146ZM152 255H153V256H152ZM158 255H159V252H158ZM186 255H187V253H186ZM186 255H185V256H186ZM152 257H153V258H152ZM182 258H183V259H179L178 261L176 260V261H175V264L180 263V262H181L180 260H186V259H188V260H187L188 262L191 261V259H190V258H187V256L185 257L186 259H184V257H182ZM195 258H197V256L194 257V260H192L193 262H192L191 264H195V263H194V261L196 260ZM136 260H137V259H136ZM134 261H135V260H133V263H134ZM187 261H186L185 263H184V261H183V263L186 264ZM93 262H95V261H92V260H91V263H88V264H92ZM138 262H139V263H142V260H141V261L138 260V261H137V264H138ZM95 263L98 264L97 261H96ZM135 263H136V261H135ZM135 263H134V264H135ZM149 263H146V264H149ZM183 263H182V264H183ZM245 263H246V262H245ZM93 264H94V263H93ZM144 264H145V263H144ZM169 264H172V263H169ZM187 264H190V263H187Z\"/></svg>",
    "mask_w": 264,
    "mask_h": 264
}]
</instances>
